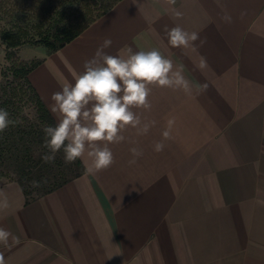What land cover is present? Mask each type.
<instances>
[{"label": "crops", "instance_id": "1", "mask_svg": "<svg viewBox=\"0 0 264 264\" xmlns=\"http://www.w3.org/2000/svg\"><path fill=\"white\" fill-rule=\"evenodd\" d=\"M174 7L182 18L166 0H121L59 50L34 55L28 79L48 110L106 38L111 55L158 49L193 93L152 86L151 110L135 111L155 125L127 128L107 170L89 174L85 157L83 174L27 203L17 182L0 184L11 205L0 227L17 237L0 244L6 264H264V0ZM176 24L199 33L197 51L168 44L164 28ZM169 119L172 139L157 153ZM132 147L143 155L130 165Z\"/></svg>", "mask_w": 264, "mask_h": 264}, {"label": "clouds", "instance_id": "2", "mask_svg": "<svg viewBox=\"0 0 264 264\" xmlns=\"http://www.w3.org/2000/svg\"><path fill=\"white\" fill-rule=\"evenodd\" d=\"M166 2L173 18L183 17V13L174 7L177 0ZM243 15L245 13H241ZM221 19L226 23L232 22L231 15L226 12ZM164 32L171 47L197 51L198 32H189L179 24L170 29L165 26ZM203 43L201 41V45ZM111 45V39H104L93 57L84 62V70L76 75L74 82L62 84L60 91L52 93L49 110L57 123L45 124L41 128V148L44 151L38 155L43 163L53 164L56 156L63 153L66 165L78 159L83 161L86 157L89 162L86 171L89 174L107 170L115 163L110 145L124 142L126 137L123 132L127 128L135 129L137 135H146L155 125L154 120L143 122L142 113L135 111L151 110L149 97L152 86L183 91L186 95L193 93V85L184 76L183 69L176 68L173 61L158 49L133 51L129 47L123 55H111L105 51ZM196 68L201 71L208 68L204 56L199 57ZM207 89L208 84L203 83L198 91L205 92ZM17 123L5 108H0V134ZM174 124V119L167 121L161 133L162 140L153 146L155 152L163 151V141L172 139ZM129 151L133 157L129 164L133 165L143 151L137 147ZM41 183L34 180L32 187L38 188ZM10 206L8 196L0 191V210H7ZM10 240L15 243L17 237L0 227V244L10 247ZM0 264H6L3 253H0Z\"/></svg>", "mask_w": 264, "mask_h": 264}, {"label": "trees", "instance_id": "3", "mask_svg": "<svg viewBox=\"0 0 264 264\" xmlns=\"http://www.w3.org/2000/svg\"><path fill=\"white\" fill-rule=\"evenodd\" d=\"M119 1L121 0H0L1 15H9L11 19L16 14L20 16L18 22H12L10 28L2 30L0 38L7 49L29 44L41 46L48 53H52L70 43ZM27 17L29 24H23ZM5 57L9 60L10 53H6ZM39 63L40 61L36 59L29 64L8 69V74L17 82L16 85L25 86L29 91L26 101L34 109L36 122L27 125L28 120L23 115L18 116L22 110L17 106V95L9 91L12 88V80H7L0 90V108H5L10 117L18 121L15 126L0 134V176L3 169L13 171L14 181L20 186L26 203L62 187L85 172L79 159L73 164L66 165L62 160L63 153L56 156L53 164L43 163L38 155L44 151L41 148L42 126L56 124L28 79V74ZM62 166L69 174L64 178L59 177L60 173L57 170ZM34 180L41 181V186L32 187ZM45 180L46 183L43 182Z\"/></svg>", "mask_w": 264, "mask_h": 264}, {"label": "rangeland", "instance_id": "4", "mask_svg": "<svg viewBox=\"0 0 264 264\" xmlns=\"http://www.w3.org/2000/svg\"><path fill=\"white\" fill-rule=\"evenodd\" d=\"M28 19L29 18L27 17V21H23V24H29L30 21H28ZM17 20H20V16L17 14L14 15L12 19L9 15L0 14V33L2 32L3 29L10 28L12 22L13 23L18 22ZM41 50H43V47L36 45H29V44L22 45L16 49H7L0 38V90L2 89L3 86H5V84L8 81L12 80L11 76L8 74L9 73L8 69H10L13 66L26 65L32 62L33 60H36V57L34 55H38ZM6 53H10L9 60L5 57ZM6 76H8V79H6ZM12 82H13L11 83L12 88L9 91L17 95V99H16V101L18 102L17 106H19L22 110V113L20 111V113H18V116L20 117L23 115L28 120V123H26L27 125L33 124L34 122H36V114L31 104H29L26 101L29 91L25 88V86H22L20 84L17 86L16 81L12 80ZM57 170L60 173L59 177L64 178L65 176L69 175L67 169H65L63 166L57 168ZM14 179H15V175L13 174V171L11 169L10 170L3 169L1 171L0 184H3L5 182Z\"/></svg>", "mask_w": 264, "mask_h": 264}]
</instances>
